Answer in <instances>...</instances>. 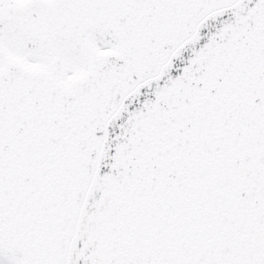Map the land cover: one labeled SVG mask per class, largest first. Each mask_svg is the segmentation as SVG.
Returning a JSON list of instances; mask_svg holds the SVG:
<instances>
[{
    "label": "snow or ice",
    "instance_id": "snow-or-ice-1",
    "mask_svg": "<svg viewBox=\"0 0 264 264\" xmlns=\"http://www.w3.org/2000/svg\"><path fill=\"white\" fill-rule=\"evenodd\" d=\"M0 264H264V0H0Z\"/></svg>",
    "mask_w": 264,
    "mask_h": 264
}]
</instances>
